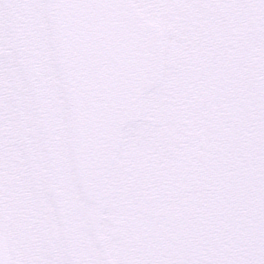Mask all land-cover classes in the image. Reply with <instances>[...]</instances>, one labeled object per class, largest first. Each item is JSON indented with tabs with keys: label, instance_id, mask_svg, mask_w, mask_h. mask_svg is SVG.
Instances as JSON below:
<instances>
[{
	"label": "snow or ice",
	"instance_id": "obj_1",
	"mask_svg": "<svg viewBox=\"0 0 264 264\" xmlns=\"http://www.w3.org/2000/svg\"><path fill=\"white\" fill-rule=\"evenodd\" d=\"M0 264H264V0H0Z\"/></svg>",
	"mask_w": 264,
	"mask_h": 264
}]
</instances>
